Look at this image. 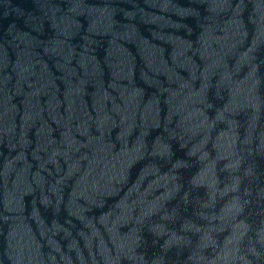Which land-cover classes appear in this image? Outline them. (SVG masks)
I'll use <instances>...</instances> for the list:
<instances>
[{
  "label": "water",
  "instance_id": "obj_1",
  "mask_svg": "<svg viewBox=\"0 0 264 264\" xmlns=\"http://www.w3.org/2000/svg\"><path fill=\"white\" fill-rule=\"evenodd\" d=\"M0 264H264V0H0Z\"/></svg>",
  "mask_w": 264,
  "mask_h": 264
}]
</instances>
